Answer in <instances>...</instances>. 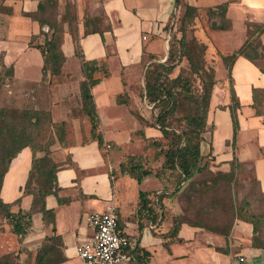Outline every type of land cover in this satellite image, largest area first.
Returning <instances> with one entry per match:
<instances>
[{
  "label": "crops",
  "instance_id": "0c3cea01",
  "mask_svg": "<svg viewBox=\"0 0 264 264\" xmlns=\"http://www.w3.org/2000/svg\"><path fill=\"white\" fill-rule=\"evenodd\" d=\"M40 1L0 0V62L12 69L8 87L17 106L48 110L53 123L64 125V139L53 148L55 161L59 162L55 171L57 189L44 197L45 209L52 212L44 218L41 211H34L21 241L0 219V255L13 252L17 261L32 263L44 240L50 237L49 243L59 258L57 264H84L75 247L91 235L87 215L104 210L113 200L119 229L134 247L149 253L147 256L141 252L127 264H143L144 259L147 264H264V248L252 247V225L244 221L236 220L227 238L188 223L180 225L176 236L179 240L165 237L177 212L169 197L162 199V207L157 202L163 193L161 179L149 174L138 182L120 169L125 155L138 151L145 154L144 137L156 139L161 135L154 118L143 111L145 98L139 95L149 57L165 59L166 36L183 4L203 11L223 3L230 27L200 33L208 53L215 54L216 82L207 113V122L213 128L208 131V147L214 162L224 168L229 167L234 154L240 164L251 169L258 191L264 195V119L252 106V89L264 87L263 67L254 58L238 55L231 65L230 83L218 54L231 53L245 43L247 24L264 23V0H70L77 22H59L64 29V62L58 76L42 74L44 60L36 44L42 43L45 35L41 33L43 25L35 18ZM56 1L65 10L64 0ZM255 37L264 50V31ZM249 50L252 46L247 47ZM81 55L87 60L104 61L108 70V76L91 89L101 145L91 136V123L81 111ZM230 86L239 102L234 148L227 108ZM217 117L229 121L226 134L217 138L219 145L214 144ZM139 132L144 137L138 136ZM31 167L32 151L25 146L4 173L1 199L11 203L19 198V203L11 206L12 211L31 208L33 196L23 192ZM150 211L160 213L159 224L152 221Z\"/></svg>",
  "mask_w": 264,
  "mask_h": 264
},
{
  "label": "trees",
  "instance_id": "16d2710c",
  "mask_svg": "<svg viewBox=\"0 0 264 264\" xmlns=\"http://www.w3.org/2000/svg\"><path fill=\"white\" fill-rule=\"evenodd\" d=\"M179 3V0H178ZM56 0H43L38 4V11L35 18L39 21L42 27L41 33L45 35L44 41L36 44L43 56L42 74L43 76H58L62 70L64 62V54L61 50L64 29L60 23L52 22L47 19L44 14L50 5H55ZM226 4L217 5L214 8H207L206 11L211 14L210 27L213 29H227L230 27V22L225 19ZM200 9L189 4H183L182 12L180 13L179 30L180 37H176L170 31L169 47L167 57L161 61L156 60L153 56L149 57V62L145 66L143 73V96L145 102L151 107V110H156L153 123L157 125L163 137L171 138V144L166 149H163V165L171 169H177L185 180H189L194 175V172L199 169L201 159V141L203 133L210 131L213 128L212 124L207 122V113L209 107L210 96L213 86L216 82L214 66H208L204 61V51L206 45L202 41H197L195 37L190 40L186 38L185 27L192 25L194 19L199 15ZM178 17V16H177ZM176 17V19H177ZM219 18L220 21H216ZM176 21V20H175ZM47 27V29H45ZM253 27V29H252ZM264 31V23L247 24V39L245 43L231 53H220L222 63L227 70V77L231 83V65L238 55L248 56L253 60L247 47L252 46V41ZM31 43V41H30ZM253 48V46H252ZM82 57V75L80 81V96H81V111L86 114L91 123V136L98 140L101 145L103 140L98 131L99 119L95 111L91 89L104 77L108 76V70L102 60H87ZM185 58L189 64L188 73L198 76L201 87L198 93H193L191 78L189 75L179 72L175 76L171 73L175 66ZM0 67L4 68V72L0 74V85L4 79H10L12 76L11 67H5L0 62ZM264 74V69H261ZM99 72L100 76L95 77L94 73ZM264 92L263 88L252 89V106L255 108L256 115H260L255 105L259 95ZM185 97L190 98L196 103L193 113L187 116V129L176 131L171 128L167 119L173 117L178 110L179 101ZM223 107V106H222ZM232 123L231 145L234 148V142L237 131L239 130L237 120V108L239 102L236 99L235 92L230 86V103L227 105ZM49 127H55V135L59 141L64 139L63 123H53L48 110L29 107L26 105L18 108H7L0 106V186L2 178L11 160L25 146H28L32 151V167L29 173L28 180L24 185V193H30L33 196L30 210L23 211L18 209L12 211L11 206L19 203V198L11 203H5L0 197V219L7 223L9 230L16 235L21 241L24 234L28 230L31 223V214L34 211H41L44 218L52 211L46 210L44 205V197L49 193H54L57 189L55 171L58 166L54 159H51L45 150L44 142L40 135ZM142 136L144 137L143 133ZM146 143L150 147H159L160 143L157 139L144 137ZM210 151L211 147L209 146ZM161 150V149H160ZM39 152H42L39 154ZM158 152L156 156H158ZM236 165H241L233 154L229 161L230 172ZM121 171H125L129 176L135 178L138 182L146 175L151 174V169L144 168L139 159L130 155L125 161L120 162ZM224 174V173H223ZM33 179L40 180V183L33 182ZM259 192V191H258ZM260 193V192H259ZM261 194V193H260ZM263 195V194H262ZM141 201L143 193L140 192ZM162 194L157 198L160 207ZM156 202V201H155ZM152 221L159 222L157 219L159 212L150 211ZM161 220V219H160ZM247 222L252 225L251 245L255 248H264V231L261 224L264 221V214L254 213L250 210L249 202L242 199L235 212V220ZM233 222V223H234ZM158 223V224H159ZM182 223H188L193 226L202 227L210 232L228 237L230 227L225 229L206 228L202 223L186 222L181 214H176L172 219L170 231L165 233L171 240L178 239L177 231ZM52 239L47 237L40 246L34 262L25 264H57L59 258L55 256V248L49 242ZM179 240V239H178ZM219 250L226 252V249ZM134 256L139 255L142 251L135 247ZM142 255H149L147 251H143ZM18 256L14 253L0 255V264H22L17 261ZM146 259L143 264H147Z\"/></svg>",
  "mask_w": 264,
  "mask_h": 264
},
{
  "label": "rangeland",
  "instance_id": "374dc122",
  "mask_svg": "<svg viewBox=\"0 0 264 264\" xmlns=\"http://www.w3.org/2000/svg\"><path fill=\"white\" fill-rule=\"evenodd\" d=\"M65 10L63 5L56 1L55 5H50L46 10L44 16L52 22L59 23L67 20L69 24L77 22L76 13L72 10L70 0H64ZM61 8V9H60ZM61 13V16L59 15ZM170 27V31L176 37H180L179 30L180 22L178 18ZM211 14L206 10L200 11L199 15L194 19L192 25L185 27V35L188 40L195 37L197 41H201L200 33L203 30L207 32L211 23ZM62 23V22H60ZM253 29V27H252ZM170 36V34H169ZM169 36H166L165 43V58L168 55ZM251 45L253 50L248 53L253 56L261 67L264 68V50L255 38ZM204 61L208 66H214L215 54L208 53L207 47L204 51ZM189 64L185 58L173 69L171 76L177 75L179 72L189 75L191 78L192 91L198 93L200 91L201 83L195 74L188 73ZM4 68L0 67V74L4 72ZM145 71V69H144ZM143 71V73H144ZM222 66L218 68V75L221 76ZM143 77V75H142ZM9 79L5 78L0 85V106L7 108H18L16 102L10 98L8 87ZM142 86V87H141ZM140 98L143 96V78L139 87ZM143 111L152 119L156 115V110H150L145 101H143ZM258 112L264 119V92L259 95L255 103ZM196 107V103L190 98L185 97L180 99L179 107L173 117L167 119L168 125L176 131H183L187 129V116L191 115ZM216 132H214V144L219 145L217 138L223 137L226 134V129L229 125L228 120L221 117L216 118L215 122ZM157 127V126H156ZM55 127H49L40 135L44 142L45 150L51 159H56L53 150L59 141L55 135ZM142 133H138L141 136ZM208 131L203 133L201 141V159L199 162V169L194 172L191 179L185 180L182 174L177 169H171L163 165V149H166L171 144V138L163 137L162 134L156 138L160 143L159 147H150L145 142V154L138 151L134 153L141 165L144 168L151 169V174L157 175L161 179L162 199L170 198V205L173 206L178 214H181L186 222L202 223L206 228L225 229L230 227L235 220V212L241 200L244 198L249 202L250 210L254 213L264 214V195L258 192L256 181L253 177L251 169L244 165H236L232 172L229 173L230 167H221V164L215 163L211 156L210 148L208 147ZM161 149V150H160ZM126 152V151H125ZM159 153L156 156V153ZM42 152H39V154ZM129 155H125L122 161H125ZM59 163V162H55ZM1 169V161H0ZM224 173V174H223ZM33 182L40 183V180L33 179ZM264 231V221L261 224ZM22 264H25L22 263Z\"/></svg>",
  "mask_w": 264,
  "mask_h": 264
},
{
  "label": "built area",
  "instance_id": "2783aa9c",
  "mask_svg": "<svg viewBox=\"0 0 264 264\" xmlns=\"http://www.w3.org/2000/svg\"><path fill=\"white\" fill-rule=\"evenodd\" d=\"M86 220L91 235L75 247L76 255L84 264H127L134 259L135 247L129 236L119 229L113 200L104 210L88 213ZM239 260L243 261V257Z\"/></svg>",
  "mask_w": 264,
  "mask_h": 264
},
{
  "label": "water",
  "instance_id": "95a60500",
  "mask_svg": "<svg viewBox=\"0 0 264 264\" xmlns=\"http://www.w3.org/2000/svg\"><path fill=\"white\" fill-rule=\"evenodd\" d=\"M169 33H170V29H169V31H168V33H167V36H169Z\"/></svg>",
  "mask_w": 264,
  "mask_h": 264
}]
</instances>
